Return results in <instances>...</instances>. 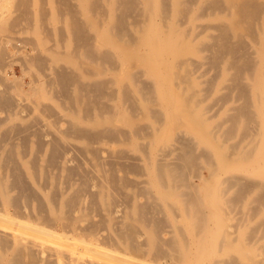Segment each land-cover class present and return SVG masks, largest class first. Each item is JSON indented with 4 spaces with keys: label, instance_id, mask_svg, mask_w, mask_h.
Here are the masks:
<instances>
[{
    "label": "bare ground",
    "instance_id": "bare-ground-1",
    "mask_svg": "<svg viewBox=\"0 0 264 264\" xmlns=\"http://www.w3.org/2000/svg\"><path fill=\"white\" fill-rule=\"evenodd\" d=\"M0 264H264V0H0Z\"/></svg>",
    "mask_w": 264,
    "mask_h": 264
},
{
    "label": "rangeland",
    "instance_id": "rangeland-1",
    "mask_svg": "<svg viewBox=\"0 0 264 264\" xmlns=\"http://www.w3.org/2000/svg\"><path fill=\"white\" fill-rule=\"evenodd\" d=\"M29 48H30V47H27V48H26V50H27L28 53L31 52V48H30V49H29ZM18 69H19V70H18ZM18 69H17V71H18V72H17V75H18V76H21V70H20L19 67H18Z\"/></svg>",
    "mask_w": 264,
    "mask_h": 264
}]
</instances>
